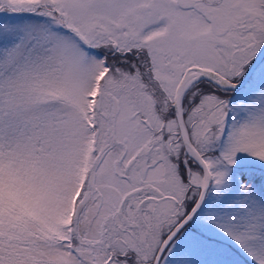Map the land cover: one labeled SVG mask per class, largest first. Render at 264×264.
Listing matches in <instances>:
<instances>
[{
    "label": "snow or ice",
    "instance_id": "obj_1",
    "mask_svg": "<svg viewBox=\"0 0 264 264\" xmlns=\"http://www.w3.org/2000/svg\"><path fill=\"white\" fill-rule=\"evenodd\" d=\"M0 264H264V0H0Z\"/></svg>",
    "mask_w": 264,
    "mask_h": 264
}]
</instances>
